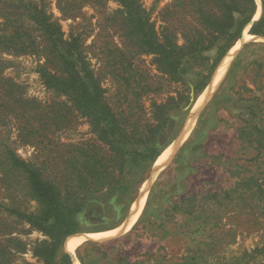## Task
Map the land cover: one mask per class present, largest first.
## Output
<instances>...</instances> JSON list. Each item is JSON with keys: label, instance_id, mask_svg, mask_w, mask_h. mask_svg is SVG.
I'll use <instances>...</instances> for the list:
<instances>
[{"label": "trees", "instance_id": "obj_1", "mask_svg": "<svg viewBox=\"0 0 264 264\" xmlns=\"http://www.w3.org/2000/svg\"><path fill=\"white\" fill-rule=\"evenodd\" d=\"M115 1L120 4L114 12L120 17L122 36L137 55L152 56L158 72L157 85L139 81L136 87L138 105L143 107L144 98L151 97L149 113L119 116L107 101L106 88L92 66L81 35L67 37L47 1L0 0V187L21 189L36 203L35 209L27 210L0 202V264H14L16 254L27 250L22 239L11 236L13 229L2 214L14 216L45 235L32 246L36 260L22 264H74L65 250L70 236L119 226L152 165L175 139L191 93L197 99L206 89L216 67L241 38L258 9L257 0H173L161 10L159 29L142 0ZM72 2L75 8L82 3L106 6V0ZM261 2V17L249 33L264 36V0ZM58 4L63 13L71 8V4ZM3 54H31L42 59L36 71L55 98L43 102L29 96L22 83L5 74L10 61ZM245 67V71L252 72V82L257 83L256 76L257 85L264 84L263 58L248 61ZM163 80L173 86L166 97H161L168 92L161 91ZM246 88L251 95L240 98L244 105L240 106L243 116L236 128L237 139L245 151L253 154L252 160H258L264 155V86L263 92ZM78 117L88 121L95 140L60 142L56 134L72 126ZM14 129L18 132L15 143L47 149L44 161L26 160L17 153L10 143ZM193 140L194 145L195 137ZM188 144L192 150L190 142L183 148ZM239 168L235 172L225 164V174H237L229 187L214 191L206 188L200 197L194 192L174 200L168 198L163 208L153 213L159 222L154 228L155 245L134 256V260L125 251L115 260L107 252L98 251L107 245L116 249L121 241L131 238L147 208L125 235L104 243L88 240L79 245L78 260L81 264H264V244L240 255L212 260L204 255L206 249H192L181 257L167 247L168 241L186 238L185 228L187 233L189 229L199 233L210 226L218 232L217 240L226 230L234 235L235 225L228 229L217 225L218 210L211 204H221L220 198L228 200L233 210L241 206L264 218V172L254 164L250 169ZM108 222L114 223L102 226ZM11 246H15V252Z\"/></svg>", "mask_w": 264, "mask_h": 264}, {"label": "rangeland", "instance_id": "obj_2", "mask_svg": "<svg viewBox=\"0 0 264 264\" xmlns=\"http://www.w3.org/2000/svg\"><path fill=\"white\" fill-rule=\"evenodd\" d=\"M45 1L49 3V10L60 20L67 37L72 34L81 35L92 66L106 88L107 101L119 116L139 113L140 111L149 113L151 97L144 98V108L138 105L135 97V92L138 89L136 87L139 81H142L144 85L147 83L157 85L155 79L158 76V72L153 64V57L150 55H137L133 51L134 48L122 36L119 26L120 17L114 12L120 7V4L115 0H106L105 7L82 3L75 8L72 0ZM172 1L142 0L144 6L151 13L152 18L157 22L159 29L162 23L161 10ZM257 2L258 9L254 16L255 19H259L262 14V2L261 0H257ZM58 3L71 4V8L66 13H63ZM250 27L248 26L245 29L241 38L229 50L232 52L231 55L233 53L234 55H232L228 68L224 73L225 76L223 75V80L221 79L222 82L220 81L221 84L219 82L220 85L218 84L207 105L200 110L188 136L180 144L171 162L154 176L152 172H149L148 177L140 186L133 203L138 199L144 183L148 182L150 185H148L149 188L143 209L135 221L136 223L147 208L143 222L140 223L139 228L132 237L121 241L122 243L116 249H114V245L99 247V254L107 252L115 260L119 253L125 251V254L134 260V256L144 254L146 250L155 245L153 243L154 228L159 222L154 220L153 213L163 208L168 198L174 200L182 194H190L195 191L201 192V190L205 191L206 188L214 191L219 187H229L237 180L235 172L238 167H241L239 169H250L254 164V168L264 172V155H261L258 160H252L253 154L248 150L245 151L243 145L239 144L236 132L240 117L243 116L240 106H243L244 102L240 101V98L251 95L246 87L252 88L254 92H263L262 87L264 86V84L257 85L259 82L256 76L257 83L252 82V72L245 71L248 70L245 67L248 61L255 58L264 59V36L255 37V35L250 34ZM2 56L10 61L5 74L22 83L29 96L36 97L43 102H49L55 98L56 94L46 88L36 71L38 64L43 62L42 59L31 54L17 56L3 54ZM238 59H240L239 62L235 64ZM262 83H264V79ZM160 85H162L161 91L168 90L161 97H166L170 90L173 91V86L167 80L160 81ZM191 96L190 104H192V98H195L193 92ZM214 97H217V99L212 103L211 101ZM189 105L185 107L187 114L182 125L176 131L175 139L184 130L190 114ZM17 133L15 129L10 132V143L16 147L17 153L26 160H33L38 163L44 161L48 153L47 149L42 146L39 148V145L36 146L34 144L15 143ZM56 136L60 142L95 140L90 124L81 117H78L72 126L60 130ZM194 137L196 142L193 145ZM187 142L191 143L192 150H189L188 146L190 144L183 148ZM225 164L231 166L233 171H235L233 176L225 174ZM186 174H188L187 178H185ZM218 200L221 201V204L219 202L215 203L216 205L211 204L219 213H217L219 217L217 225L220 227L224 226L226 229L235 225L237 230L234 235L232 232L227 233L226 230V233L221 234V239L217 240L215 233L218 232L214 231L215 228L213 229L210 226L206 227L205 232L199 233L195 232L194 229H189L187 233L188 228H185L183 232L186 238L182 236L183 239L181 238L179 241L167 244L171 253H180L177 255L182 257L189 250L206 249L204 255L207 254L208 259L212 260L216 257L226 256L230 258L233 255H240L243 251H250L256 246L264 244L263 217L256 216L250 211L242 209L241 206H238V210H233L228 205V200L224 198ZM0 202L15 206L20 205L22 209L27 210H33L36 207L35 201L30 200L26 196L25 191L21 189L14 190L0 187ZM199 203L203 204L204 201L199 200ZM117 204H120V202H117ZM132 205L129 207L124 219L127 218ZM2 215L6 218L5 222L8 227L13 229L11 236L22 239L27 245V250L16 254L14 264H22L24 261L34 262L36 259L32 256V246L35 241L45 238V235L41 231L32 228L26 222L16 220L14 216L7 217L8 214ZM113 223L108 222L102 226H111ZM135 223L128 231L118 237L129 232ZM89 234H92V232L75 234L83 238L79 245L91 240L87 239ZM91 238L93 239L92 241L98 243L108 242L107 240L100 241L95 240L94 237ZM211 241L217 242L213 245H206L210 244ZM204 243L205 245H203ZM11 248L13 252L16 251L15 246H11ZM76 249L73 252H76ZM89 253L92 252L90 251ZM76 261L80 264L78 257Z\"/></svg>", "mask_w": 264, "mask_h": 264}, {"label": "bare ground", "instance_id": "obj_3", "mask_svg": "<svg viewBox=\"0 0 264 264\" xmlns=\"http://www.w3.org/2000/svg\"><path fill=\"white\" fill-rule=\"evenodd\" d=\"M231 53L232 52L229 51L223 57V59L220 61L219 65L217 66V69L214 73L212 82L206 87V89L203 91V93L199 96L197 102L195 103L192 110L190 111V114H189L188 119L186 121V126H185L183 134L181 135V137H179L178 140H176V142L174 144H172L169 148H167V150H165L164 153L162 154V156L158 159L156 166H155L153 176L156 175V173L159 170H161L168 163V161L172 158L175 151L179 147L180 143L183 141L184 138H186L188 136L191 128L193 127V125H194V123L198 117L200 110L210 100V98L213 95V93L215 92L219 82L223 78V75L228 68L229 62L231 61V57H232V55H234V53L232 55H231ZM148 185H149V183L146 182V183H144L143 188H141L140 197L135 202V204L133 206L132 215L130 217L131 222H129V223H132L133 221H135L138 218V216L140 215V213L143 209L144 203H145L147 190L149 188ZM112 232L113 231H107V232H103V233L92 234L91 236L100 239L104 236L112 235L113 234ZM82 239L83 238L81 236H78V235L77 236L74 235V236L69 237L68 240L66 241V245H65L68 252L69 251H70L69 253L73 252L76 249V247L80 244ZM76 264H79V262L76 261Z\"/></svg>", "mask_w": 264, "mask_h": 264}, {"label": "crops", "instance_id": "obj_4", "mask_svg": "<svg viewBox=\"0 0 264 264\" xmlns=\"http://www.w3.org/2000/svg\"><path fill=\"white\" fill-rule=\"evenodd\" d=\"M252 35H254V34H252ZM255 36H260V35H255ZM203 93V92H202ZM201 93V94H202ZM212 97V96H211ZM199 98V97H198ZM211 99V98H210ZM198 100V99H197ZM208 103V102H207ZM207 105V104H206ZM203 109V108H202ZM189 116V115H188ZM188 119V118H187ZM185 126H186V124H185ZM184 129H185V127H184ZM183 132H184V130H183ZM183 132L181 133V135L183 134ZM181 135L179 136V137H181ZM179 137H177L176 139H175V141L174 142H172L170 145H168L167 147H165V149L162 151V153H161V155L157 158V160L154 162V164L152 165V168H151V170H150V172H152V175H153V173H154V170H155V166H156V163H157V161H158V159L162 156V154L164 153V151L165 150H167V148H169L172 144H174L175 142H176V140H178L179 139ZM185 139V138H184ZM184 139H183V141H184ZM182 141V142H183ZM181 142V143H182ZM180 143V144H181ZM180 146V145H179ZM179 148V147H178ZM178 148H177V150H178ZM177 150L175 151V153H174V155L176 154V152H177ZM174 155L172 156V158L168 161V163L161 169V170H159L156 174H158L160 171H162L170 162H171V160L173 159V157H174ZM203 192V190H201V192L200 191H195V193H197L198 195H199V197H200V195L201 194H203L202 193ZM139 197H140V194H139ZM139 197H138V199H139ZM138 199H136V201L138 200ZM146 200V199H145ZM135 201V202H136ZM135 202L133 203V205H132V207H131V209H130V213L128 214V216H127V218L125 219V223L123 224V226H120V227H117V228H113V229H110V230H105V231H100V232H92V234H97V233H103V232H107V231H113L112 233V235H109V236H104V237H102V238H100V239H98V238H95V240H100V241H104V240H110V239H115V238H117L118 236H120V235H122L123 233H125L126 231H128L129 229H130V227L135 223V221H133L132 223H129V222H131L130 221V217H131V215H132V210H133V206H134V204H135ZM130 226V227H129ZM115 231V232H114ZM92 234H89V236H91ZM74 236V235H73ZM71 237V236H70ZM92 237V236H91ZM119 238V237H118ZM68 240V239H67ZM66 240V241H67ZM173 241H168V243H172ZM167 243V244H168ZM65 245H66V242H65ZM65 249H66V247H65ZM67 250V249H66ZM68 251V250H67ZM70 252V251H69ZM176 254H180V253H176ZM74 264H76V262L74 263ZM81 264V263H80Z\"/></svg>", "mask_w": 264, "mask_h": 264}, {"label": "water", "instance_id": "obj_5", "mask_svg": "<svg viewBox=\"0 0 264 264\" xmlns=\"http://www.w3.org/2000/svg\"><path fill=\"white\" fill-rule=\"evenodd\" d=\"M256 20H258V18H253L252 19V21H251V23L249 24V26H251ZM255 37H257V36H255ZM216 69H217V67H216ZM216 69H215V71H216ZM215 71H214V73H215ZM214 73H213V75H212V77H211V80H210V82H209V84L212 82V79H213V76H214ZM225 76V75H224ZM223 80V79H222ZM222 82V81H221ZM208 84V85H209ZM221 84V83H220ZM219 84V85H220ZM197 101V99L196 98H192V104H190L189 106H188V109H190V111H191V109L193 108V106H194V104H195V102ZM139 197V196H138ZM129 213H130V211H129ZM125 223V219L123 220V222L119 225V226H117V227H120V226H122L123 224ZM116 227V228H117ZM115 229V228H114ZM80 234V233H79ZM87 239H91V240H93L91 237H89V236H87ZM110 240H112V239H110ZM107 241H109V240H107ZM66 250V249H65ZM71 255H72V257H73V261H74V263H75V260H76V258H77V256H76V252H73V253H70Z\"/></svg>", "mask_w": 264, "mask_h": 264}]
</instances>
